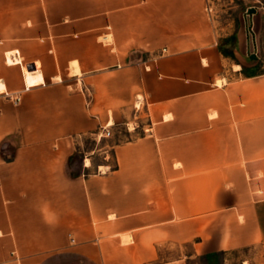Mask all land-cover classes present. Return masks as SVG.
<instances>
[{"label":"crops","instance_id":"0c3cea01","mask_svg":"<svg viewBox=\"0 0 264 264\" xmlns=\"http://www.w3.org/2000/svg\"><path fill=\"white\" fill-rule=\"evenodd\" d=\"M137 3L0 0L4 29L38 28L30 13L98 12L112 36L96 44L70 35L88 21L55 26L28 68L5 52L0 264H195L158 260L163 241L193 242L194 255L264 248V7L250 60L246 34L213 33L205 0ZM125 124L113 166L70 170L77 136Z\"/></svg>","mask_w":264,"mask_h":264},{"label":"rangeland","instance_id":"374dc122","mask_svg":"<svg viewBox=\"0 0 264 264\" xmlns=\"http://www.w3.org/2000/svg\"><path fill=\"white\" fill-rule=\"evenodd\" d=\"M146 0H138L137 4H144ZM264 7V0H205L204 12L209 22L213 33L220 39L227 40L226 42L236 41L238 35L246 34V52L248 59H255L251 56L256 55L260 48V42L255 37V26L253 15L258 9ZM251 8L255 11L251 12ZM14 16V14H13ZM28 17L32 19L37 18L39 22L38 28H30L32 23L22 22L21 29L14 26L18 24L12 23L10 29L0 27V69L8 68L5 60V52L12 48L19 49L23 56V61L28 68V64L35 59L36 55L41 52L49 53L52 38L55 37L56 30L53 27L68 24H78L79 22L88 21L90 27L84 30H76L72 32L71 36H80L82 34L88 35L92 42L98 44L99 42L109 44L112 36L110 31L108 34L100 36L98 28V12H42L30 13ZM34 24V23H33ZM14 25V26H13ZM25 25H27L25 27ZM63 31L62 29L58 30ZM67 35V34H66ZM49 42V43H48ZM43 45V48H42ZM48 50V51H47ZM226 53L229 52V47H226ZM19 76L23 78V69L20 64L16 65ZM0 76L2 74L0 73ZM219 80L217 83L219 84ZM4 95V92L0 93ZM132 124H125L114 128L111 125L102 126L93 133L83 134L77 136L75 140V151L69 163L70 170L73 173L90 172L98 170L99 166L108 163L111 166L115 164L113 154V145L119 140H126L131 138L130 129ZM105 127V129H103ZM109 130V135L97 133H105ZM89 162V166L85 167L84 163ZM101 170L105 167L101 166ZM120 243L129 244L130 236L120 237ZM181 257H186L189 263L195 264H264V248L261 244H250L243 247L232 248L227 250H218L208 252L202 255L193 254V242L183 244L163 241L159 245L160 261L174 260Z\"/></svg>","mask_w":264,"mask_h":264},{"label":"built area","instance_id":"2783aa9c","mask_svg":"<svg viewBox=\"0 0 264 264\" xmlns=\"http://www.w3.org/2000/svg\"><path fill=\"white\" fill-rule=\"evenodd\" d=\"M14 100L17 102V101L19 100V97L16 96V97L14 98ZM103 129H105V127H103ZM101 134L109 135L110 132H109V130H105V133H100V132H98V133H97V136L100 137Z\"/></svg>","mask_w":264,"mask_h":264},{"label":"water","instance_id":"95a60500","mask_svg":"<svg viewBox=\"0 0 264 264\" xmlns=\"http://www.w3.org/2000/svg\"><path fill=\"white\" fill-rule=\"evenodd\" d=\"M255 11V9L254 8H251V12H254ZM252 58H255L256 57V55L255 54H253L252 56H251ZM28 67H31L32 65H27Z\"/></svg>","mask_w":264,"mask_h":264}]
</instances>
